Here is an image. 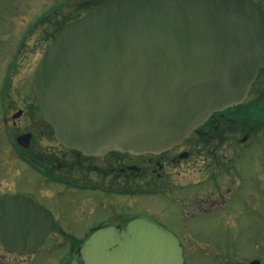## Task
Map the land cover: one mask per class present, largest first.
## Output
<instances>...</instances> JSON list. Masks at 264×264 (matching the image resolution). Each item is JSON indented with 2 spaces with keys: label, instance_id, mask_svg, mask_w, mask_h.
Returning <instances> with one entry per match:
<instances>
[{
  "label": "water",
  "instance_id": "water-1",
  "mask_svg": "<svg viewBox=\"0 0 264 264\" xmlns=\"http://www.w3.org/2000/svg\"><path fill=\"white\" fill-rule=\"evenodd\" d=\"M263 60L264 5L252 0H108L57 33L31 88L65 148L158 154L243 102ZM52 220L33 197H6L0 241L33 252ZM80 254L84 264H184L175 235L146 217L95 232Z\"/></svg>",
  "mask_w": 264,
  "mask_h": 264
},
{
  "label": "flooded vegetation",
  "instance_id": "flooded-vegetation-1",
  "mask_svg": "<svg viewBox=\"0 0 264 264\" xmlns=\"http://www.w3.org/2000/svg\"><path fill=\"white\" fill-rule=\"evenodd\" d=\"M72 7L76 11L75 3ZM33 15L29 10L21 16V37L10 39L4 51L9 61L1 86V106L10 107L12 116L19 112L20 116L9 119L6 113L0 120L18 128V121L27 118L26 127L13 138L11 153L34 174L37 195L22 193L51 211L54 225L45 244L32 254L10 252L0 244V264H41L33 263V257L50 239L55 242L44 248L47 262L43 264H72L75 259L83 264L79 250L85 239L109 226L124 229L140 216L186 238L214 232L208 228L215 223L210 216L223 209L228 217L242 219L252 214L264 222V201L254 177L264 171V64L261 79L243 104L213 114L171 150L142 156L121 152L86 156L57 142L31 91L39 61L69 17L59 6L48 7L34 19ZM22 135L30 136L25 147L16 141ZM38 137L46 142L43 148H33ZM235 184L242 187L237 193L232 189ZM8 187V181H0V199L21 193H8ZM237 195L240 197L235 200ZM71 239L82 241H72L68 253L53 260L54 249ZM262 242L264 246V236ZM184 257L186 264L185 250ZM254 261L264 264V249L248 264Z\"/></svg>",
  "mask_w": 264,
  "mask_h": 264
},
{
  "label": "rangeland",
  "instance_id": "rangeland-1",
  "mask_svg": "<svg viewBox=\"0 0 264 264\" xmlns=\"http://www.w3.org/2000/svg\"><path fill=\"white\" fill-rule=\"evenodd\" d=\"M71 0H0V119L6 114L5 107L1 106L2 92L1 86L4 82L7 63L9 56L4 51L6 45L11 39L14 41L18 30L16 27L20 25L19 16L25 14L29 10L34 12L33 19L48 7H63L67 13H73L70 4ZM78 3V0H73ZM264 3V0H255ZM73 15V14H72ZM74 16H71L73 18ZM19 22V24H18ZM20 28V27H19ZM16 109V108H15ZM0 181H8V189L10 192H32L37 195L38 189L35 183L32 171L20 163H17V154L11 153L13 144L10 140L12 134H17L28 124L27 118L24 116L18 121L19 127L14 128L0 123ZM22 129V130H23ZM33 148H43L46 142L42 137H38L32 142ZM253 163H250V166ZM256 187L261 190V198L264 201V171L254 176ZM255 182H251V185ZM242 188L239 184L232 186L233 191ZM254 188V187H249ZM241 191V190H240ZM239 191H235L237 193ZM256 196H259L256 193ZM234 197V196H233ZM240 195L235 197L237 200ZM253 208V206H252ZM143 211V210H142ZM220 210L210 217L215 220L213 226L214 232L203 234L199 237L186 238L178 235V239L186 252V264H248L251 260L258 258L263 249L262 238L264 236V222H259L257 217L250 215L248 218L228 217L223 215ZM54 240L50 239L43 247L42 251L34 258L33 263L41 264L47 262V254H42L44 248L50 244H54ZM72 242L65 241L61 246L54 249L52 253L53 260H59L68 252V246ZM233 244V245H232ZM232 245V246H231Z\"/></svg>",
  "mask_w": 264,
  "mask_h": 264
},
{
  "label": "trees",
  "instance_id": "trees-1",
  "mask_svg": "<svg viewBox=\"0 0 264 264\" xmlns=\"http://www.w3.org/2000/svg\"><path fill=\"white\" fill-rule=\"evenodd\" d=\"M103 1H105V0H90V3L88 4V5H86V11L88 10V9H90V8H92V7H94V6H96V5H98V4H100V3H102Z\"/></svg>",
  "mask_w": 264,
  "mask_h": 264
}]
</instances>
